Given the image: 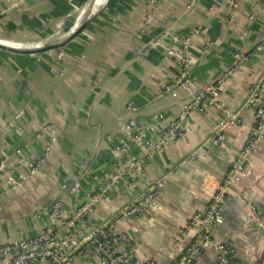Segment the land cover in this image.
<instances>
[{
	"label": "crops",
	"instance_id": "obj_1",
	"mask_svg": "<svg viewBox=\"0 0 264 264\" xmlns=\"http://www.w3.org/2000/svg\"><path fill=\"white\" fill-rule=\"evenodd\" d=\"M106 1L97 8V0H21L16 5L0 0V29L7 37H15L17 30L22 31L18 35L40 36L37 44H51L68 37ZM148 2L110 0L82 35L59 49L65 52L62 61L59 50L41 55L0 51V202H5L0 206V244L35 236L43 223L42 208L62 201L71 208L108 174L125 169L128 159L117 148L128 103L134 102L136 117L147 121L157 113L166 122L179 115L190 95L176 88L158 97L178 74L162 52L175 33L187 35L200 27L192 47V93L223 78L219 101L237 124L226 130L227 141L216 146L212 128L226 115L213 108L194 111L185 137L150 160L136 181L121 180L93 216L97 224L115 222L136 243L139 256L156 264H174L192 242L186 225L206 210L255 129L249 98L264 72V0H244L238 11L228 0H163L154 22L146 26ZM236 55L248 61L238 65ZM46 125L52 127L49 133ZM160 128L154 122V138ZM196 151L201 158H192ZM133 154L142 155L139 148ZM75 178L82 184L77 197L71 195ZM162 179L157 207L146 217L122 221L121 210ZM253 208L263 225L254 221ZM223 215L212 236L232 250L229 264H264V141L245 157ZM75 264H99V258L86 246L77 252ZM194 264H220V253L204 251Z\"/></svg>",
	"mask_w": 264,
	"mask_h": 264
},
{
	"label": "built area",
	"instance_id": "obj_2",
	"mask_svg": "<svg viewBox=\"0 0 264 264\" xmlns=\"http://www.w3.org/2000/svg\"><path fill=\"white\" fill-rule=\"evenodd\" d=\"M21 0H12L16 5ZM163 0H149L147 4L146 26L151 25ZM194 1V0H190ZM244 0H228L229 6L238 11ZM212 11V10H210ZM253 20V17H250ZM200 27L193 28L187 35L175 33L164 45L163 57L173 61L178 68L175 79L162 89L158 97L180 88L190 98L183 105L179 115L166 122L163 113L153 114L150 121L138 118V108L134 102L128 103L127 115L120 128V144L118 152L128 159L125 169L115 170L108 174L107 180L94 190L87 199L68 208L59 202L51 208L43 210L40 231L32 237L16 240L9 244H0V264H75L76 254L82 247L90 246L97 253L99 264H156L153 260H145L138 254V247L131 237L122 233L115 222L97 224L93 220L96 208L105 200L121 180H137V173L156 157L165 147L185 137L186 126L194 111L216 109L223 112L227 119L213 126L212 143L216 146L227 141L226 130L237 124L235 116L219 101L223 78L209 84L204 90L193 95L192 82V47L195 38L200 35ZM65 56L59 50L58 61ZM236 64L242 65L247 57L235 56ZM249 104L254 109L255 129L243 153L231 164L225 178L218 184L211 195L206 210L195 215L186 225L185 230L193 233L192 242L183 250L174 264H194L204 251L213 250L220 253V264H229L232 250L218 243L212 236L213 229L223 220V207L229 190L240 180L245 168V157L255 150L259 142L264 141V72L258 83L252 88ZM22 117L21 114L16 115ZM154 122L161 125L154 138ZM47 133L51 125L44 128ZM52 136V132L50 133ZM46 152L50 151L47 145ZM141 150V156H134V149ZM21 154V151H18ZM202 157L201 151L193 154V159ZM9 178L8 183L16 184ZM21 184L17 183L16 188ZM165 186L164 180L152 184L142 195L121 210L122 221L143 218L157 207V199ZM72 196H79L82 190L80 179H74L71 188ZM39 214V215H40ZM254 221L262 224L256 210L252 209Z\"/></svg>",
	"mask_w": 264,
	"mask_h": 264
},
{
	"label": "water",
	"instance_id": "obj_3",
	"mask_svg": "<svg viewBox=\"0 0 264 264\" xmlns=\"http://www.w3.org/2000/svg\"><path fill=\"white\" fill-rule=\"evenodd\" d=\"M110 0H107L105 5L96 13L94 14L92 17H90L85 23H83L80 27H78L75 31H73L68 37H66L64 40L62 41H56L54 43L51 44H47L44 45L42 47H38V48H32V49H16L14 47H10V46H6V45H2L0 44V51H4V52H8V53H12L15 55H41L47 52H51L54 50H59V49H63L65 48L67 45H69L73 40H75L76 38H78L80 35H82L87 28L89 27V25L97 18L101 15V12L104 10V8L108 5ZM157 41H151L147 46L146 49L152 47L154 44H156ZM1 151H0V169L2 167V156H1ZM5 202H0V206L3 205ZM48 208H42L40 213Z\"/></svg>",
	"mask_w": 264,
	"mask_h": 264
},
{
	"label": "rangeland",
	"instance_id": "obj_4",
	"mask_svg": "<svg viewBox=\"0 0 264 264\" xmlns=\"http://www.w3.org/2000/svg\"><path fill=\"white\" fill-rule=\"evenodd\" d=\"M22 31H14L12 32V34H15L16 36L15 37H7L6 34H7V31L5 29L1 30L0 29V41H4V40H13L15 42H19V43H22V44H25V45H29L30 43H33V44H37L38 41H40V36H37V34H20L18 35L19 33H21ZM22 36H25V37H22ZM26 41V42H25ZM54 41H57L56 39Z\"/></svg>",
	"mask_w": 264,
	"mask_h": 264
},
{
	"label": "bare ground",
	"instance_id": "obj_5",
	"mask_svg": "<svg viewBox=\"0 0 264 264\" xmlns=\"http://www.w3.org/2000/svg\"><path fill=\"white\" fill-rule=\"evenodd\" d=\"M98 1V7L103 5V3L105 2V0H97ZM95 2V1H94ZM95 5V4H94ZM96 6V5H95ZM96 8V7H95ZM74 30V29H73ZM72 31V30H71ZM71 34V33H70ZM64 36V35H63ZM57 37V36H56ZM64 39V38H63ZM59 41V40H58ZM26 42V41H25ZM0 44L2 45H6V46H10V47H14L16 49H32V48H38V47H42L45 44H30V45H25L19 42H15L13 40L8 41V40H4V41H0Z\"/></svg>",
	"mask_w": 264,
	"mask_h": 264
}]
</instances>
